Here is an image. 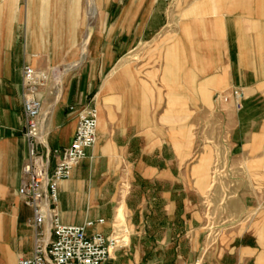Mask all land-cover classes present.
I'll return each instance as SVG.
<instances>
[{
  "label": "crops",
  "instance_id": "obj_1",
  "mask_svg": "<svg viewBox=\"0 0 264 264\" xmlns=\"http://www.w3.org/2000/svg\"><path fill=\"white\" fill-rule=\"evenodd\" d=\"M82 1L28 0L27 46L19 48L14 35L16 0H0V11L6 13L0 20L1 264H17L33 248V231L24 223L32 212L17 190L28 153L22 68L35 67L40 58L72 61L90 49L86 62L70 71L61 87L51 84L40 93L50 149L71 143L81 110L95 107L98 113L97 142L60 182L58 212L67 224L103 218L97 229L109 234L114 213L118 216L126 207L133 229L127 250L133 246L138 255L134 264L158 260L156 255L148 257V251L196 250L189 238L199 216L198 202L189 191L191 173L207 168L201 154L197 163L190 162L197 155L191 129L198 120L188 117L192 102H210L212 92L244 88L243 113L232 121L231 139L258 156V170L264 167V142L261 150L251 151L264 138V0H100L93 13L88 4L85 20ZM89 14L98 19V32L90 31ZM84 23L89 30L79 53L78 29ZM150 42L166 59L163 86L159 71H130L125 57ZM77 65L73 62L69 68ZM160 90L182 99V110H173L170 102L167 110L172 114L164 121L158 107ZM55 163L51 157V170ZM125 163L132 166L131 187L118 199L116 181ZM179 234L184 239L178 240ZM250 236L254 234L237 235L223 259L202 264H264V250L248 242ZM25 239L31 243L26 250ZM183 257H174L170 264L196 262L180 261Z\"/></svg>",
  "mask_w": 264,
  "mask_h": 264
},
{
  "label": "rangeland",
  "instance_id": "obj_2",
  "mask_svg": "<svg viewBox=\"0 0 264 264\" xmlns=\"http://www.w3.org/2000/svg\"><path fill=\"white\" fill-rule=\"evenodd\" d=\"M82 2V19H84L88 0H83ZM3 14L6 15V13L0 11V20H2L1 16ZM14 14H16L14 28L16 45L19 48H26L28 35V0H16ZM93 17V14H89L87 23L91 24L90 31L95 33L100 30V23L96 17ZM88 30L87 24L84 27L83 25L80 26L78 29L79 39L77 49L79 53ZM153 42L137 46L127 53L125 57L132 65L130 71H159V83L160 86H163L165 84L163 76L165 73L166 59L155 49V46L152 45ZM48 47L52 50V43H48ZM89 51L90 49L87 48L86 53L78 55V58L72 61L67 57L62 58L58 62L40 58L35 68L39 71L49 72L50 74L60 72L59 84L56 86L54 80L49 84V86L52 84L58 88L59 86L61 87L62 81L69 75L70 71H77L82 63L86 62ZM73 62H78V65L69 68ZM214 94V92L210 93V102L207 100H199L198 104L192 102L191 105L193 108L191 107L188 112V117H196L198 120L196 124H192L191 129V137L196 141L197 150L195 153L197 157L193 156L190 162L197 163L199 155L201 154L200 161L207 168L205 172L194 171L191 173L192 187L189 191L192 193V198L198 202L196 206L199 216L195 221L197 226L191 229L189 238H191L190 240L193 244L192 249L196 250L185 253L172 251L145 252L148 257L156 255L155 257L159 261L162 260L163 263L168 262L167 264H170V261H173L174 257L177 258L178 255L184 256V259H179L180 261L186 262L187 258L195 259V264H202L207 260L209 262L221 260L230 253L232 240L243 232L254 234L247 241L257 246L259 245L264 250V167L262 166L259 171L258 168L260 166L255 164L258 156L250 155L248 154L249 151L241 150V141L236 146V141H232L231 139V124L232 121H237L238 117L243 113L244 100L240 109L234 108L232 104H227L223 106L224 109L218 111L213 100ZM158 95L159 114L164 117L163 121L169 119L172 114V110L171 112L167 110L170 108V102L173 103V110L183 109L182 99L177 96L178 93L160 90ZM172 98L175 99L174 102ZM261 99L263 100L262 97ZM178 113L181 114L182 112L178 111ZM260 113L264 115V106ZM263 142L264 138H261L258 146L254 150H251L252 153L261 150L260 146ZM123 167L126 170L119 174L116 181L118 199H121L120 195H126L130 190L133 175L130 164L125 163ZM121 168V165H118L119 171H121ZM119 203L117 206L120 205ZM24 223L30 227L27 219L24 220ZM112 229H126L128 230L127 234L132 235L133 229L126 207L123 213L120 210L118 216L116 212L114 213ZM181 235H177L178 240L184 239V235ZM127 237L129 239L131 238V236ZM147 238L151 239L152 237ZM30 247V240L25 239L23 249L26 250ZM115 260L119 264H134L138 260V255L135 256V248L131 246L129 250L126 248L116 252ZM158 260L153 261L151 264H157ZM258 264H261V262Z\"/></svg>",
  "mask_w": 264,
  "mask_h": 264
},
{
  "label": "built area",
  "instance_id": "obj_3",
  "mask_svg": "<svg viewBox=\"0 0 264 264\" xmlns=\"http://www.w3.org/2000/svg\"><path fill=\"white\" fill-rule=\"evenodd\" d=\"M161 1L168 4L174 2ZM59 73L39 71L31 64H25L22 68L24 134L28 153L17 191L32 212L27 222L33 231V248L30 255L19 258L17 264H116L115 253L129 246L127 236L131 234H127L128 230L112 229L105 234L97 229L104 222L103 218L87 220L83 224H67L61 220L58 212L59 184L71 176L88 149L97 142L98 125L97 109L84 108L79 112L71 143L64 148H49L48 133L42 125L40 93L52 80L56 86L59 84ZM244 98V88L231 87L216 93L214 104L218 111L224 109L226 104L240 109ZM41 147L45 148L44 153L40 151ZM51 157L56 160L52 170Z\"/></svg>",
  "mask_w": 264,
  "mask_h": 264
},
{
  "label": "bare ground",
  "instance_id": "obj_4",
  "mask_svg": "<svg viewBox=\"0 0 264 264\" xmlns=\"http://www.w3.org/2000/svg\"><path fill=\"white\" fill-rule=\"evenodd\" d=\"M99 3H100V0H88V4L90 5V9H89L90 13H93L96 10Z\"/></svg>",
  "mask_w": 264,
  "mask_h": 264
}]
</instances>
